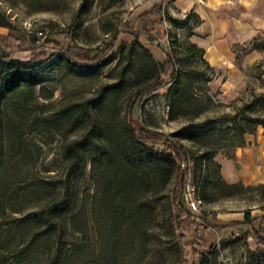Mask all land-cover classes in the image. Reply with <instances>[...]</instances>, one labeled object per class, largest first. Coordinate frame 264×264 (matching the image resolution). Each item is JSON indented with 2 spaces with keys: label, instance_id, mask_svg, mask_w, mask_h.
<instances>
[{
  "label": "rangeland",
  "instance_id": "1",
  "mask_svg": "<svg viewBox=\"0 0 264 264\" xmlns=\"http://www.w3.org/2000/svg\"><path fill=\"white\" fill-rule=\"evenodd\" d=\"M197 22L170 0H0V53L30 63L0 59V264H264V185L226 186L216 165L264 126V35L219 74ZM13 70L36 81L8 87ZM128 116L189 166L129 150ZM183 171L197 215L174 199Z\"/></svg>",
  "mask_w": 264,
  "mask_h": 264
},
{
  "label": "crops",
  "instance_id": "2",
  "mask_svg": "<svg viewBox=\"0 0 264 264\" xmlns=\"http://www.w3.org/2000/svg\"><path fill=\"white\" fill-rule=\"evenodd\" d=\"M170 4L179 12H193L199 17L194 41L219 74L237 75L235 44L264 35V0H171ZM223 83L230 84L229 77ZM218 163L228 184H263L264 126L246 132L233 155L218 158Z\"/></svg>",
  "mask_w": 264,
  "mask_h": 264
},
{
  "label": "trees",
  "instance_id": "3",
  "mask_svg": "<svg viewBox=\"0 0 264 264\" xmlns=\"http://www.w3.org/2000/svg\"><path fill=\"white\" fill-rule=\"evenodd\" d=\"M189 13L194 14L198 18V22H197V24H198L200 21L199 17L193 12H189ZM112 37H114V36H112ZM202 51H203V49H202ZM64 55H65L67 61L70 64L75 65V66H79V65L93 66V65H98L100 63L99 62L100 58L96 57V56L93 58H89V56H86L85 58L81 59V58L76 57L74 53L69 52L68 50L66 51V53ZM0 59L2 60V62L7 63L10 68L15 67L13 63L23 62V63H26L27 65L30 64L29 60L17 59V58H14V57L6 54V53H0ZM26 67L28 68V66H26ZM161 67H164V64H162ZM10 75L11 76L9 79H10L11 84L8 85V87L13 85V84H16L17 82L23 81V80H27L29 82H33V81L35 82L36 81L35 76H33L32 72L23 73V72H18V70H13L12 73H10ZM135 99H136V96H134V98L132 99V103L135 102ZM128 113H130V108H129ZM127 131H128V141H129V145H130L129 150L134 149V147L135 148L138 147V145H144L145 146V143L148 141L152 142V143H161L162 145H165L169 149H171V150H169L170 162L182 163L183 162L182 161L183 156H185V161L187 162V165L189 166V163H190L189 158L186 157L187 150H185L184 147L178 141L163 138L161 135H154L149 130V128L144 127V126H140L137 128L134 127L132 125V118H130L129 116H128V120H127ZM130 154H131V152H129V155ZM146 160L152 164V167L157 168V170L162 165L163 162L167 161L161 155L158 156L156 154L155 155L153 154V156L152 155L149 156L148 159H146ZM216 165L218 166L219 177H220V179H222L223 183L226 186L234 185V184H228L225 182V180L222 178V176L220 174V165L218 163H216ZM184 179H185V172L183 171V172H181V174L179 176L178 183L180 185H183ZM239 184H241V183H239ZM261 185H264V183ZM174 197H175L174 199L178 200V198L180 196L178 197V194H175ZM178 201H179V204L181 205V207H183V210L188 212L187 209L185 208L184 204H183V201L182 200H178ZM242 222H245V220L237 221L235 223H242ZM252 229H254V228H252ZM253 232H254V235H256L259 238L261 243L264 244V236H261L259 234V232H257L256 230H253ZM256 252L260 254V260L259 261H262V259L264 258V249L261 250V248H259Z\"/></svg>",
  "mask_w": 264,
  "mask_h": 264
},
{
  "label": "built area",
  "instance_id": "4",
  "mask_svg": "<svg viewBox=\"0 0 264 264\" xmlns=\"http://www.w3.org/2000/svg\"><path fill=\"white\" fill-rule=\"evenodd\" d=\"M184 187H185V190H184L183 195L180 196V200L183 201V204L186 206L190 214L197 215V213L199 212L198 199L195 197L192 191V187L190 186L189 183H184ZM176 201L179 202L178 200Z\"/></svg>",
  "mask_w": 264,
  "mask_h": 264
}]
</instances>
